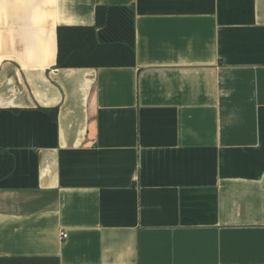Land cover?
Instances as JSON below:
<instances>
[{"label":"crops","instance_id":"1","mask_svg":"<svg viewBox=\"0 0 264 264\" xmlns=\"http://www.w3.org/2000/svg\"><path fill=\"white\" fill-rule=\"evenodd\" d=\"M0 147V264H264V0H0Z\"/></svg>","mask_w":264,"mask_h":264},{"label":"trees","instance_id":"2","mask_svg":"<svg viewBox=\"0 0 264 264\" xmlns=\"http://www.w3.org/2000/svg\"><path fill=\"white\" fill-rule=\"evenodd\" d=\"M106 7L95 9V24L92 26H58L57 68L83 67H131L135 64L134 50L123 43H99L96 28L105 22ZM56 113V109H51ZM14 167V158L0 147V180L8 176Z\"/></svg>","mask_w":264,"mask_h":264},{"label":"built area","instance_id":"3","mask_svg":"<svg viewBox=\"0 0 264 264\" xmlns=\"http://www.w3.org/2000/svg\"><path fill=\"white\" fill-rule=\"evenodd\" d=\"M62 238H66L67 234L63 231L60 233Z\"/></svg>","mask_w":264,"mask_h":264}]
</instances>
